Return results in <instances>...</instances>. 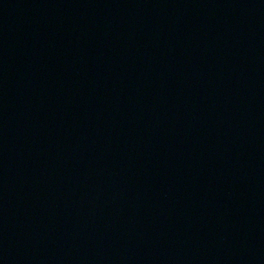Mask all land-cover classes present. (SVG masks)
I'll return each instance as SVG.
<instances>
[{"label": "water", "instance_id": "95a60500", "mask_svg": "<svg viewBox=\"0 0 264 264\" xmlns=\"http://www.w3.org/2000/svg\"><path fill=\"white\" fill-rule=\"evenodd\" d=\"M0 264H264V0H0Z\"/></svg>", "mask_w": 264, "mask_h": 264}]
</instances>
